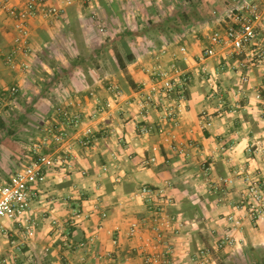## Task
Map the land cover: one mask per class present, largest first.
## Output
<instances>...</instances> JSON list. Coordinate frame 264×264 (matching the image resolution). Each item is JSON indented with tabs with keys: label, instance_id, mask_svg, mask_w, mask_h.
Masks as SVG:
<instances>
[{
	"label": "crops",
	"instance_id": "obj_1",
	"mask_svg": "<svg viewBox=\"0 0 264 264\" xmlns=\"http://www.w3.org/2000/svg\"><path fill=\"white\" fill-rule=\"evenodd\" d=\"M26 1L0 0V87L20 86L17 108L24 113L18 121H0L13 128L9 137L0 139V180L31 155L23 149L16 125L38 122L37 116L46 113L49 119L39 120L46 135L49 128H60L59 106L81 112L85 122L78 129L66 127L64 149L55 143L45 149L66 159L48 170L40 187L32 210L37 222L32 239L24 242L21 231L4 220L9 233L0 232V264H144L154 245L149 228L153 212L140 193L144 185L163 189V198L170 199L164 208L176 218L175 228L181 223L178 232L169 231L178 264H199L201 247L211 249L209 264H264V209L255 219L242 204L247 184L241 176L247 170L264 178V153L258 148L264 145V68L256 66L242 83L234 68L238 56L229 48L218 47L215 55L199 60L209 35L224 29L219 16L233 0H91L72 5L44 0V7L56 6L61 12L46 16L38 9L29 18L32 55L19 53L18 58L28 60L31 70L23 73L3 60L15 43L7 9ZM184 43L191 53L188 63L180 62L191 75L189 99L178 123L166 124L176 139L155 128L142 135L137 123L165 124L161 113L150 109L145 116L138 105L144 94H156L145 70L153 62L151 54L168 46L162 61L170 62ZM129 54L131 61L126 59ZM213 75L219 77L215 83ZM112 81L124 91L117 100L108 90ZM134 84L139 87L134 89ZM110 99L113 107L99 113L100 104ZM203 113L211 115L212 125H206ZM87 127L93 130L88 145L82 142ZM177 140L191 143L187 155L175 149ZM153 156L157 160L145 165ZM204 168L212 184L205 181ZM225 178L232 182L221 181ZM80 208L91 215L75 223L72 214ZM230 214L242 219L239 229L226 221ZM135 221L141 228L132 236L129 229ZM227 230L238 243L216 248ZM92 235L95 246L82 247Z\"/></svg>",
	"mask_w": 264,
	"mask_h": 264
},
{
	"label": "built area",
	"instance_id": "obj_2",
	"mask_svg": "<svg viewBox=\"0 0 264 264\" xmlns=\"http://www.w3.org/2000/svg\"><path fill=\"white\" fill-rule=\"evenodd\" d=\"M90 3L91 0H64L66 5L75 3ZM38 9H41L46 16H57L61 9L56 6L44 7V0H27L23 6H9L8 12L14 21V48L8 52L3 60V64L13 71L28 73L31 70V63L28 60L19 59L18 54L21 53L26 57L32 55V47L30 44V29L28 20ZM220 21L225 22L224 29L214 30L208 37L209 45L206 46L199 55V60H205L217 53L218 47H227L231 54L238 56L235 70L240 73L242 83H247L250 79V72L256 67L264 68V0H233L226 12L219 16ZM100 30L104 31L105 26L101 25ZM170 48L164 46L154 52L153 63L146 67V73L150 76V84L156 94L146 93L139 99L138 105L141 111L148 115L150 109L161 113L165 124L155 127L150 121L142 124L137 123L139 132L142 135L150 134L153 129L158 133L165 134L168 139H176V134L167 132L166 124H177L178 118L185 109L188 101V89L191 81V75L180 65V62L188 63L191 59V53L187 44L179 45L177 50L172 54L173 59L170 62H163L162 57ZM0 64V72H1ZM206 70V69H205ZM218 75L211 77V82L218 81ZM148 83V84H149ZM159 83V87H157ZM145 84V83H144ZM143 84V87L146 85ZM108 90L113 92V99H119L124 91L119 83L111 82ZM21 91L17 84L0 87V106L6 103L8 99ZM261 98V93L257 94ZM113 99L107 100L104 105L96 100V104H100L99 113H108L113 107ZM57 114L61 119L60 128L51 127L46 135L42 136L33 144L29 162L16 169L8 179L0 180V232L9 233V227L4 220L12 222L19 231H21L24 242L32 239L36 234L37 222L32 216L34 202L40 196V187L47 181L48 170L57 165L58 162L65 160L61 155L46 153L44 148L50 147L52 143L59 147H65L66 137L69 135L67 126L80 128L85 122L81 112L72 110L69 106H59ZM206 125H212V117L210 114H202ZM86 136L82 142L86 145L90 144L93 130L87 127ZM178 145L175 149L185 155L188 154V148L191 143L185 140H177ZM261 152L264 153V145H258ZM64 149V148H62ZM60 151H63V150ZM69 150H66V155ZM157 160L155 156L145 161V165L153 163ZM108 166H104L106 171ZM205 181L212 184L209 170L204 168ZM243 181L247 184L246 193L242 199V204L247 205L253 218L261 217L264 209V178H256L247 170L242 172ZM224 183L232 182L231 179H222ZM141 195L150 206L153 212L152 222L149 225L153 232L154 245L153 251L144 256V264H178L175 258V245L171 240L169 231L174 229L177 232L182 228L174 226L175 219L164 208V204L170 202L165 196L163 198V189H158L150 185H144L140 189ZM72 219L76 223L87 218L91 213L82 208L76 209L72 214ZM104 217L107 216L103 212ZM226 221L232 224V227L239 229L242 226V219L234 214L227 216ZM141 226L135 221L132 223L129 234L134 236L139 233ZM170 234V235H169ZM96 235L88 237L86 241L81 242L82 247L95 246ZM23 242V243H24ZM118 240L114 238V243ZM22 243V244H23ZM238 243L230 230L217 241L216 248L224 246H233ZM163 247V248H162ZM211 254L210 247H201L197 253V262L199 264H209Z\"/></svg>",
	"mask_w": 264,
	"mask_h": 264
},
{
	"label": "rangeland",
	"instance_id": "obj_3",
	"mask_svg": "<svg viewBox=\"0 0 264 264\" xmlns=\"http://www.w3.org/2000/svg\"><path fill=\"white\" fill-rule=\"evenodd\" d=\"M158 51V49H156L154 52ZM152 55V58L153 59L155 56L154 53L151 54ZM153 63V62H152ZM149 66V65H148ZM1 74V73H0ZM113 82V81H112ZM118 83V82H117ZM19 102V101H18ZM17 101H15L14 99H8L6 101V103H3L1 106H0V121H4V123H12V122H15L16 120L18 121L19 120V115H24V113L19 110L18 111V103ZM17 110V111H15ZM43 118V119H46L48 120L49 119V116L46 114V113H42L41 116L38 115L37 118H38V122H30V123H27L26 121H23V123H20L18 125H16V128L20 129V131L22 132V134H17L18 137H19V140L23 142L24 144V148L25 150H29V155H30V150L31 148L33 147V144L38 141L42 135H44V128L41 127L39 124V120L40 118ZM32 119V118H31ZM6 127L4 126H1L0 125V139L3 138V137H9V133H7V128H8V124L5 125ZM21 126H26L25 128H21ZM13 129V128H12ZM31 130H33V134L30 135L31 133ZM38 135H36V134ZM37 138H36V136ZM45 149H43V151L45 152ZM28 159L29 158H25L23 160V158H21V164H26L28 162ZM19 163V162H18ZM2 176H0V179H1Z\"/></svg>",
	"mask_w": 264,
	"mask_h": 264
},
{
	"label": "trees",
	"instance_id": "obj_4",
	"mask_svg": "<svg viewBox=\"0 0 264 264\" xmlns=\"http://www.w3.org/2000/svg\"><path fill=\"white\" fill-rule=\"evenodd\" d=\"M117 58H118V62H119V65H120V68L122 69V70H125L126 69V63H125V61H123V57H122V55L118 52L117 53ZM126 59L128 60V61H131V60H133V55L132 54H129V55H126ZM127 79L131 82V78L130 77H128L127 76ZM139 87V86H138ZM137 87V85H133V88L134 89H136V88H138ZM21 94V91L18 93V94H16L15 96H13L12 98L15 100V101H19V99H20V95ZM22 116V115H21ZM1 123H3V122H1ZM3 126H4V124H2ZM7 133H9L10 135L12 134V132H13V129H12V125H10V126H8V128H7Z\"/></svg>",
	"mask_w": 264,
	"mask_h": 264
}]
</instances>
